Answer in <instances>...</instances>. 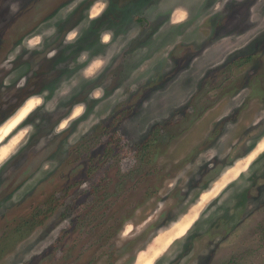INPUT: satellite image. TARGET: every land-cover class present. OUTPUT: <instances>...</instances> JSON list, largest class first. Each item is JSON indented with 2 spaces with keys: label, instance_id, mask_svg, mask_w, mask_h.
<instances>
[{
  "label": "rangeland",
  "instance_id": "1",
  "mask_svg": "<svg viewBox=\"0 0 264 264\" xmlns=\"http://www.w3.org/2000/svg\"><path fill=\"white\" fill-rule=\"evenodd\" d=\"M0 264H264V0H0Z\"/></svg>",
  "mask_w": 264,
  "mask_h": 264
},
{
  "label": "clouds",
  "instance_id": "2",
  "mask_svg": "<svg viewBox=\"0 0 264 264\" xmlns=\"http://www.w3.org/2000/svg\"><path fill=\"white\" fill-rule=\"evenodd\" d=\"M74 35H75V33H73L72 35H70V36H69V39H72V36H74ZM109 39H110V37H109L108 35H104V36L102 37V40H103L104 42H107ZM88 74H90V73H88Z\"/></svg>",
  "mask_w": 264,
  "mask_h": 264
},
{
  "label": "trees",
  "instance_id": "3",
  "mask_svg": "<svg viewBox=\"0 0 264 264\" xmlns=\"http://www.w3.org/2000/svg\"><path fill=\"white\" fill-rule=\"evenodd\" d=\"M143 147H144V144H143ZM36 222V221H35Z\"/></svg>",
  "mask_w": 264,
  "mask_h": 264
}]
</instances>
